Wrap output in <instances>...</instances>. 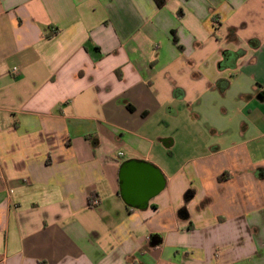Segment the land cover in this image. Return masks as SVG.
Returning a JSON list of instances; mask_svg holds the SVG:
<instances>
[{"label":"crops","instance_id":"crops-1","mask_svg":"<svg viewBox=\"0 0 264 264\" xmlns=\"http://www.w3.org/2000/svg\"><path fill=\"white\" fill-rule=\"evenodd\" d=\"M159 1L0 0V264H264V0Z\"/></svg>","mask_w":264,"mask_h":264},{"label":"water","instance_id":"water-1","mask_svg":"<svg viewBox=\"0 0 264 264\" xmlns=\"http://www.w3.org/2000/svg\"><path fill=\"white\" fill-rule=\"evenodd\" d=\"M119 196L129 207L145 209L148 203L158 195L166 185L162 171L149 161L128 159L119 166ZM159 242L150 238V245Z\"/></svg>","mask_w":264,"mask_h":264},{"label":"rangeland","instance_id":"rangeland-1","mask_svg":"<svg viewBox=\"0 0 264 264\" xmlns=\"http://www.w3.org/2000/svg\"><path fill=\"white\" fill-rule=\"evenodd\" d=\"M177 111L179 113L176 118L177 120H175V122L180 124L181 130L188 129L189 127H191L188 123V115L190 111L186 109V106H179ZM168 122H169V118H168ZM162 133L166 134L165 136H170L172 139H173L172 136H174L176 140V143L172 146L171 155L165 156L164 158L165 161L170 165V168L173 169L180 163L182 156L188 154L186 153L187 150L186 151L184 150V146L182 144H186V143L189 144V137L187 136L182 137L173 123L172 125L168 124L167 126H163Z\"/></svg>","mask_w":264,"mask_h":264},{"label":"built area","instance_id":"built-area-1","mask_svg":"<svg viewBox=\"0 0 264 264\" xmlns=\"http://www.w3.org/2000/svg\"><path fill=\"white\" fill-rule=\"evenodd\" d=\"M10 73L12 75H16L18 73V69L16 67H12L11 70H10ZM122 154V153H120ZM98 203V200L97 199H91V204L92 205H96Z\"/></svg>","mask_w":264,"mask_h":264},{"label":"trees","instance_id":"trees-1","mask_svg":"<svg viewBox=\"0 0 264 264\" xmlns=\"http://www.w3.org/2000/svg\"><path fill=\"white\" fill-rule=\"evenodd\" d=\"M157 2H158V5H160V4H161V1L157 0ZM174 41H175V40H174ZM130 209H133V208H131V207H130Z\"/></svg>","mask_w":264,"mask_h":264}]
</instances>
